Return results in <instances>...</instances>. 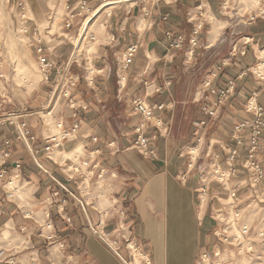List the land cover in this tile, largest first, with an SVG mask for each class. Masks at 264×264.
<instances>
[{"label":"crops","instance_id":"crops-1","mask_svg":"<svg viewBox=\"0 0 264 264\" xmlns=\"http://www.w3.org/2000/svg\"><path fill=\"white\" fill-rule=\"evenodd\" d=\"M111 1L93 17L102 30L91 33V57L79 60L72 40L79 19L65 24L77 0H23L24 11L16 10L29 16L31 56L40 67L42 46L52 68L26 101L0 97V114L17 117L16 126L0 125V148L8 140L12 148L0 166V264H121L91 227L118 238L125 257L129 241L149 264H197L229 246L215 235L226 203L264 195V180L252 189L242 166L248 149L232 171L221 148L237 123L253 119L245 108L253 93L264 108L263 82L252 75L264 52V18L250 23L237 4L225 9L227 0ZM178 38L182 46L172 47ZM131 46L138 51L123 71ZM68 67L80 82L71 97L56 99L58 72ZM230 79L235 92L217 108ZM138 98L163 109L146 121L133 110ZM22 122L30 135L18 133ZM141 125L149 156L137 148ZM259 160L264 168V148ZM214 163L223 180L213 178Z\"/></svg>","mask_w":264,"mask_h":264},{"label":"built area","instance_id":"built-area-1","mask_svg":"<svg viewBox=\"0 0 264 264\" xmlns=\"http://www.w3.org/2000/svg\"><path fill=\"white\" fill-rule=\"evenodd\" d=\"M9 3L12 4L16 10L22 9L24 11V3L23 0H8ZM114 1L111 0H77L76 4L71 7L67 8L68 11L67 15L65 16V24L66 28L71 29L73 28V21L75 19H79V25L76 29V37L78 39H86L88 35V21L95 17L99 12L102 10L104 11L105 8H113ZM95 3V5H94ZM258 4L260 5V10L258 14H246L248 18V22L252 23L256 21L258 18H264V0H258ZM225 9H229V7L225 4ZM27 14L20 12V16L22 20L25 21L27 25L29 22V18L26 16ZM107 15H109L107 13ZM64 16V15H62ZM61 16V17H62ZM51 19L54 20V16L50 15ZM89 41H95V37L91 34L87 37ZM38 44H42V40H37ZM183 40L182 38H178L173 44L172 47L180 48L182 46ZM138 51V46H131L125 56L122 58L121 69L126 71L133 63L134 57ZM37 53L39 54L40 58V72L45 81H49V77L51 74L52 66L47 63L43 57L44 49L42 46L37 48ZM260 64L264 65V55L261 56V59L258 60V63L254 66H259ZM252 69V68H251ZM219 71V70H218ZM218 72L213 74V77L216 78ZM252 75L254 79L259 82H263L264 86V72L262 75H257L254 71H252ZM59 82L56 83V87H53L54 97L57 95L64 98L71 97L72 93L71 90L75 89L80 82V78L78 75L72 74L70 68H64L62 71L58 72ZM236 88V82L233 79L228 80L225 87L220 91L219 99L216 104V107L219 108L220 106L224 105L234 94ZM56 97V98H57ZM246 111L250 115H252L253 119L248 121H242L235 125L233 133L231 134V138L228 144L222 145L221 148L227 154L226 161L227 165L229 166L232 171H235V165L241 158L242 150L247 148L248 149V158L243 160L242 166L248 170L250 176V186L251 188H255L260 182L264 180V168L259 160V156L261 154L262 149L264 148V108L257 103V94L253 93L252 97L248 100L246 105ZM163 106L158 105H150L146 101L138 98L133 102V110L136 114L141 115L146 121H151L154 119L155 112L158 110H162ZM215 111L210 112L211 115H214ZM16 115L12 112H2L0 114V125L9 124L15 125ZM17 128V127H16ZM21 132H18L21 136H28L31 134L27 124L22 122L19 125ZM18 129V128H17ZM142 129L143 125L137 128V132L139 134L137 148L143 153L145 156L150 155L149 150V143L147 139L143 138L142 136ZM247 129H251L249 132H246ZM12 157V148L11 142L5 141L2 148H0V166H4ZM22 168V164L20 161L15 163V170L19 171ZM213 171L215 175H219L217 179H224L225 172L222 171L220 165L218 163L213 164ZM16 173V172H15ZM15 178L18 175L14 176ZM65 190L66 188L63 187ZM206 187L203 186L201 188L200 194L205 195ZM204 199H200V202L203 203ZM223 216V215H220ZM93 234L100 240L102 244H104L110 252H112L121 262V264H137V258L139 259V263L141 264H149L147 258L142 254L141 250L136 247L133 243L127 242L126 248L129 253L128 257H125L121 253L120 242L118 238H111L108 235L104 234L99 230L97 227H91ZM228 229H223L222 231H216L215 235L218 238H221V242L224 244H230L229 238L222 234V232H226ZM4 252H0V258L3 257ZM220 252L214 254V258L220 257ZM212 257L207 254L201 255L197 264H208ZM138 263V264H139ZM10 264H14L11 262Z\"/></svg>","mask_w":264,"mask_h":264},{"label":"rangeland","instance_id":"rangeland-1","mask_svg":"<svg viewBox=\"0 0 264 264\" xmlns=\"http://www.w3.org/2000/svg\"><path fill=\"white\" fill-rule=\"evenodd\" d=\"M236 4L242 18L245 14H258L260 10L258 0L226 1L229 8H234ZM94 20L95 18H92L88 21L87 25L90 27L85 40L81 42V39L77 40L76 37L72 39L77 45L75 56L78 60L86 54L89 57L92 55L94 45L87 37L94 32L99 34L102 30L100 24L93 22ZM22 28H26L27 33H22ZM28 32V24L22 20L20 12H17L8 0H0V97L10 100L11 105L26 101L28 95L43 79L38 64L31 56L29 46L32 39L30 40ZM45 119L51 133L59 134L53 117L46 115ZM212 176L216 179L219 177L214 171ZM7 186L10 193L14 194L11 190H17L18 180L14 179L13 184ZM226 205L227 211L218 218L224 225L223 229H228L222 234L225 233L223 236L229 238L231 245L219 258L212 257L208 264H264V195L258 196L256 192L243 206L235 207L232 200ZM138 258L137 264L140 262Z\"/></svg>","mask_w":264,"mask_h":264},{"label":"bare ground","instance_id":"bare-ground-1","mask_svg":"<svg viewBox=\"0 0 264 264\" xmlns=\"http://www.w3.org/2000/svg\"><path fill=\"white\" fill-rule=\"evenodd\" d=\"M26 31H27L26 28H22V30H21L22 33H27ZM262 54L264 55V52H262ZM253 70H254V72L257 75H262V72L264 71V65L263 64H260L259 66L254 67ZM14 179H17V178L14 177ZM14 179L11 182H9L7 185H12ZM11 191L15 192V190H13V189Z\"/></svg>","mask_w":264,"mask_h":264}]
</instances>
